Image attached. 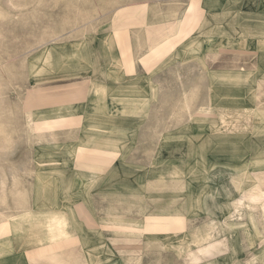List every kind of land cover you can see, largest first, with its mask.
<instances>
[{
	"label": "crops",
	"instance_id": "0c3cea01",
	"mask_svg": "<svg viewBox=\"0 0 264 264\" xmlns=\"http://www.w3.org/2000/svg\"><path fill=\"white\" fill-rule=\"evenodd\" d=\"M85 1L102 9L79 21L98 25L79 37L86 48H51L50 57L80 58L91 80L83 97L45 102L30 117L55 124L36 150L27 204L0 220L15 225L0 235V264H264L254 257L259 236L213 235L227 205L264 183V0ZM192 7L198 31L147 68L153 49L189 27ZM192 66L204 68V98H191ZM242 169L253 177L239 189Z\"/></svg>",
	"mask_w": 264,
	"mask_h": 264
},
{
	"label": "rangeland",
	"instance_id": "374dc122",
	"mask_svg": "<svg viewBox=\"0 0 264 264\" xmlns=\"http://www.w3.org/2000/svg\"><path fill=\"white\" fill-rule=\"evenodd\" d=\"M101 12V8H88L85 0H0V220L9 218L27 204L32 175L36 167L38 154L36 150L38 151L41 141H45V132L55 124V122L30 120L33 111L37 112L45 102L56 98L67 101L83 97V92L86 91L82 90L83 86L85 87V82L91 80L89 76H85L87 74H83L86 69L79 71L77 66H74L75 70H70L73 67L71 62L80 59L76 56L63 55L60 60H57V64L60 63V65L54 72L52 65L41 64L43 68L39 67L37 77L33 76L35 72L32 71L31 60L38 56L41 50L56 45L61 46L59 50H65L76 43L78 48H86L85 45L80 46L79 37L85 38L87 28L92 29L98 25H81L79 21L91 22L92 15H99ZM59 19L62 24L51 23ZM189 20L190 25L183 34L178 35L173 41L164 42L143 59L147 68H150V65L162 56L176 50L184 39L195 33L198 29L199 10L192 7ZM76 28L78 30L72 34L71 32ZM76 38H78L77 41ZM203 70V66L202 69L197 66L191 68V81H196V87L190 90L192 100L205 96ZM93 73L106 77V71L98 72L97 68L93 70ZM79 75L83 77L81 82L76 80L52 82L77 79ZM89 75L93 76V74ZM114 76L116 79L119 77V75ZM181 77L182 74H180ZM41 82L48 83L40 85ZM65 83H71V85ZM173 93L174 96H180L183 90L176 88ZM180 123L181 120L175 121V124ZM260 178L264 179V174H261ZM248 187L250 188L247 194L240 198L246 202L250 200V195L257 194L264 198V183ZM235 203L237 204L238 200ZM254 209L258 233L254 235L264 240V216L259 207ZM247 210L248 208L243 206L244 216ZM234 219H237V216ZM224 229H217L216 234H213L214 237L222 239L228 236L225 234L221 236L223 232L231 234ZM242 230H239L238 237L246 240V234ZM8 232H10L9 223L2 224L0 235ZM227 239L235 240L234 237ZM254 257L256 259V253ZM237 264H246V261L241 260Z\"/></svg>",
	"mask_w": 264,
	"mask_h": 264
},
{
	"label": "bare ground",
	"instance_id": "6f19581e",
	"mask_svg": "<svg viewBox=\"0 0 264 264\" xmlns=\"http://www.w3.org/2000/svg\"><path fill=\"white\" fill-rule=\"evenodd\" d=\"M196 31H198V29L196 30ZM117 32V31H116ZM118 34V33H117ZM116 36H118V35H116ZM251 38V37H250ZM119 39H120V37H119ZM55 40V39H54ZM116 42V41H115ZM50 46H52V45H50ZM51 48H61V46L60 45H58V46H52V47H50L49 49H45L44 51H42V52H40V53H38V56H35V57H33V59L31 60V67H32V71L33 72H35V75H33V76H35V77H37V75H36V73L37 72H39L40 70H39V67H42V66H40L41 64L42 65H44V64H49V65H55V64H57V61L55 62V63H53V57H50L49 56V54L51 53ZM48 52H49V54H48ZM45 54H46V56H45ZM196 54V53H195ZM39 57H41V58H39ZM191 57V56H190ZM260 58V57H259ZM184 59V58H183ZM187 59V58H186ZM124 60L126 61V57L124 58ZM128 63V62H127ZM71 65H72V62H71ZM74 66H77V63H76V61H75V63H74ZM43 68V67H42ZM45 69V68H44ZM83 71V70H82ZM259 72V71H258ZM231 73V72H230ZM245 73V72H244ZM246 74V73H245ZM110 75L107 73V78L109 77ZM212 76H214V75H212ZM217 78V77H216ZM219 78V77H218ZM91 79V78H90ZM122 79V77H118L116 80H117V82L119 81V80H121ZM223 80V79H222ZM228 81H230V80H228ZM228 81H227V83H228ZM98 82V81H97ZM246 82V81H245ZM226 83V82H225ZM256 84V83H255ZM226 85V84H225ZM243 85V84H242ZM245 85V84H244ZM239 86V85H238ZM94 87V86H93ZM38 88V87H37ZM111 88H112V86H111ZM92 92V91H91ZM248 103V102H247ZM221 107V106H220ZM232 108H234V107H232ZM239 109V108H238ZM242 109V108H241ZM213 111V110H212ZM211 111V112H212ZM214 113V112H213ZM255 113V112H254ZM211 115V114H210ZM224 115V114H223ZM232 115V114H231ZM230 115V116H231ZM212 116H215V115H213L212 114ZM218 116V115H217ZM222 116V115H221ZM220 116V117H221ZM223 117V116H222ZM226 117V116H225ZM219 119V118H218ZM221 119V118H220ZM225 119V118H224ZM228 121V120H227ZM221 122V121H220ZM230 122H231V120H230ZM235 124V123H234ZM225 125V124H224ZM223 125V126H224ZM230 125V124H229ZM223 126H222V128H223ZM252 129H253V127H252ZM226 130V129H225ZM229 131V130H228ZM230 131H231V129H230ZM226 132V131H225ZM229 133V132H228ZM227 133V134H228ZM233 133V132H232ZM231 133V134H232ZM244 133V132H243ZM230 134V133H229ZM234 134H235V132H234ZM210 135V134H209ZM216 135V134H215ZM222 135V134H221ZM212 136V135H211ZM218 136V135H217ZM92 137V136H91ZM92 139H94V138H92ZM90 140V139H89ZM211 141V140H210ZM206 151V150H205ZM202 153H204V152H202ZM261 157L260 158H255V159H249V160H247L246 162H245V164L247 165V166H257L258 164H259V162L261 161ZM204 161V160H203ZM194 168V167H193ZM198 168V167H197ZM196 169V168H195ZM194 169V170H195ZM197 170V169H196ZM199 170V169H198ZM245 169H242V170H240V173H239V179H238V181H239V185H236L237 186V188H239L240 189V187H243L242 186V182L243 181H245V180H249L251 177H253V175L251 174V173H249V172H246V173H244L243 171H244ZM195 172V171H194ZM198 180V179H197ZM205 180V179H204ZM222 182H224V181H222ZM205 184V183H204ZM201 186V185H200ZM225 186V185H224ZM228 186V185H227ZM233 186V185H232ZM202 187V186H201ZM230 187V186H229ZM205 188V187H204ZM197 189H199V188H197ZM229 194V193H228ZM216 196V195H215ZM251 196V198H250V200L249 201H247L246 202V200H244V199H242V198H239L238 199V203L236 204H228L227 205V209H228V211H229V214H228V216H226L225 218H223L222 219V225H223V227L225 228V230L227 231V232H230L231 233V235H233L234 233H236L235 235H233V237L235 238V239H237V234H239V230L240 229H243L244 230V232H245V234H246V236L248 237V239L249 240H252V237H253V235H254V233L255 234H257L258 235V233H257V225H256V217H255V215L254 214H256V213H254V208L255 207H259L260 208V210H261V212H262V215L264 216V198H262L261 196H258L257 194H255V195H250ZM171 198V197H170ZM173 199V198H172ZM180 199V198H179ZM186 199V198H185ZM218 200V199H217ZM164 202V201H163ZM171 202V201H170ZM167 203H169V202H167ZM183 203V202H182ZM163 205V204H162ZM165 205V204H164ZM181 205V204H180ZM194 205V204H193ZM196 205V204H195ZM199 205V204H198ZM219 205V204H218ZM186 206V205H185ZM243 206H245V207H247L248 208V210H247V213H246V215L244 216L242 213V209H243ZM165 208V207H164ZM186 208V207H185ZM28 209V208H27ZM27 209H24V211L25 210H27ZM31 209V208H30ZM162 209V208H161ZM175 209V208H174ZM58 210V209H57ZM222 210V209H221ZM37 211V210H36ZM40 211V210H39ZM55 211V210H54ZM161 211H164V210H161ZM171 211V210H170ZM175 211V210H174ZM178 211V210H177ZM185 211V210H184ZM193 211V210H192ZM45 212V211H44ZM47 212V211H46ZM57 212V211H56ZM166 212H167V210H166ZM173 212V211H172ZM21 213V212H20ZM49 213V212H48ZM156 213V212H155ZM189 213V212H188ZM60 214V213H59ZM64 214V213H63ZM237 216V219H234L235 217ZM55 217V216H54ZM60 217H61V215H60ZM59 217V218H60ZM44 219V218H43ZM53 219V218H52ZM52 219H50V220H52ZM61 219V218H60ZM62 219H63V217H62ZM68 219V218H67ZM35 220H37V219H35ZM34 220V221H35ZM175 220V222L176 223H178V224H180V225H182V223H179V222H183L182 221V219H180V218H176V219H174ZM33 221V222H34ZM47 221V220H46ZM63 221V220H62ZM61 221V222H62ZM16 222H18V221H16ZM33 222H32V224H33ZM37 221H35L34 223H36ZM40 222V221H39ZM54 222H56L55 221V218H54ZM49 223V222H48ZM57 223V222H56ZM64 223V222H63ZM55 224V223H54ZM53 224V225H54ZM59 224V223H58ZM20 225V224H19ZM50 225V224H49ZM65 225V224H64ZM51 226V225H50ZM65 226H67V225H65ZM15 227V225H14V218H13V220L10 222V226H9V230H10V232L12 231V229ZM57 227H58V225H57ZM68 227V226H67ZM33 228H36V227H33ZM47 228V227H46ZM46 228H44V229H46ZM51 228H54V227H51ZM58 228H60V227H58ZM57 228V229H58ZM47 229H49V228H47ZM67 229V228H66ZM31 230V229H30ZM50 230V229H49ZM242 230V231H243ZM30 232V231H29ZM32 232V231H31ZM44 232H46L45 230H44ZM51 232V231H50ZM50 232H47V233H50ZM53 233H54V229H53V231H52ZM67 232H68V230H67ZM212 233V232H211ZM35 234V233H34ZM38 234V233H37ZM36 234V235H37ZM65 234H66V232H65ZM213 234V233H212ZM30 235V234H29ZM48 235V234H47ZM68 235H69V233H68ZM209 235V234H208ZM27 236V235H26ZM49 236V235H48ZM60 236H63V235H60ZM59 236V237H60ZM16 237H17V235H16ZM34 237V236H33ZM37 237H38V235H37ZM42 237V236H41ZM40 237V238H41ZM46 237V236H45ZM197 237V236H196ZM256 237V236H255ZM44 238V237H43ZM58 238V237H57ZM57 238H56V240H57ZM215 238V237H214ZM34 239V238H33ZM47 239H49V238H47ZM207 239V238H206ZM17 240H18V238H17ZM209 241V240H208ZM25 242V241H24ZM34 242V241H33ZM38 242V241H37ZM47 242H49V241H47ZM22 243V242H21ZM27 243V242H26ZM43 242H41V243H39L40 245L42 244ZM46 243V242H45ZM32 245V244H31ZM38 245V244H37ZM18 246V245H17ZM177 247V246H176ZM211 247H208L207 249H205L204 251L205 252H210V249ZM181 250V249H180ZM182 250H183V248H182ZM181 250V251H182ZM185 251V250H184ZM95 252V251H94ZM256 253V259H258V260H260V261H262V262H264V249H262V250H260L259 252H255ZM94 254V253H93ZM91 257V256H90ZM98 257V256H97ZM27 260V259H26ZM137 263V262H136ZM90 264H92L91 262H90Z\"/></svg>",
	"mask_w": 264,
	"mask_h": 264
}]
</instances>
